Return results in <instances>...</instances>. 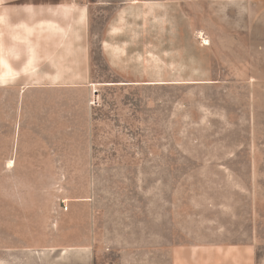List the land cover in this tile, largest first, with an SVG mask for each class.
Masks as SVG:
<instances>
[{
	"label": "rangeland",
	"instance_id": "rangeland-1",
	"mask_svg": "<svg viewBox=\"0 0 264 264\" xmlns=\"http://www.w3.org/2000/svg\"><path fill=\"white\" fill-rule=\"evenodd\" d=\"M3 77L0 264H264V0H0Z\"/></svg>",
	"mask_w": 264,
	"mask_h": 264
},
{
	"label": "crops",
	"instance_id": "crops-1",
	"mask_svg": "<svg viewBox=\"0 0 264 264\" xmlns=\"http://www.w3.org/2000/svg\"><path fill=\"white\" fill-rule=\"evenodd\" d=\"M136 4H137V5H143V4H145V2H137ZM158 4H160V2H159ZM127 6H129V5L124 4V5L122 6V8H120V11L123 12L124 9L127 8Z\"/></svg>",
	"mask_w": 264,
	"mask_h": 264
},
{
	"label": "bare ground",
	"instance_id": "bare-ground-1",
	"mask_svg": "<svg viewBox=\"0 0 264 264\" xmlns=\"http://www.w3.org/2000/svg\"><path fill=\"white\" fill-rule=\"evenodd\" d=\"M0 82H1V84H5L6 83V80H5V78L3 77V78H1L0 79ZM11 164H12V162H11Z\"/></svg>",
	"mask_w": 264,
	"mask_h": 264
}]
</instances>
